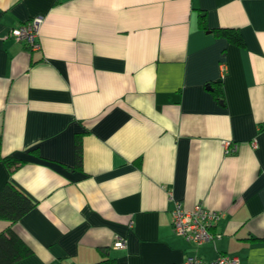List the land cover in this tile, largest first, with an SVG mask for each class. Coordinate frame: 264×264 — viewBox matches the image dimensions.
Wrapping results in <instances>:
<instances>
[{
  "label": "crops",
  "instance_id": "crops-1",
  "mask_svg": "<svg viewBox=\"0 0 264 264\" xmlns=\"http://www.w3.org/2000/svg\"><path fill=\"white\" fill-rule=\"evenodd\" d=\"M0 154L34 201L0 218L10 264H264V0H0ZM196 202L222 211L200 244L171 227Z\"/></svg>",
  "mask_w": 264,
  "mask_h": 264
},
{
  "label": "built area",
  "instance_id": "built-area-1",
  "mask_svg": "<svg viewBox=\"0 0 264 264\" xmlns=\"http://www.w3.org/2000/svg\"><path fill=\"white\" fill-rule=\"evenodd\" d=\"M41 16H35L30 20L10 28L9 35L19 41H23L28 49H35L39 46L36 39L38 25ZM225 150H231L227 142L224 143ZM222 211L204 207L200 202L194 203L190 209H184L176 204L171 210V227L174 232L182 235L185 239L195 244L208 241L220 234L212 230L215 223L221 217ZM124 239L119 238L113 242L115 247H123ZM182 264H238L234 256L224 254L218 255L212 260L205 261L198 256L188 255Z\"/></svg>",
  "mask_w": 264,
  "mask_h": 264
},
{
  "label": "trees",
  "instance_id": "trees-1",
  "mask_svg": "<svg viewBox=\"0 0 264 264\" xmlns=\"http://www.w3.org/2000/svg\"><path fill=\"white\" fill-rule=\"evenodd\" d=\"M217 34H224L237 43H241V38L235 28H218ZM0 158L7 166H17L23 159L0 154ZM80 147L77 142L75 145V160H80ZM34 201L24 192L10 182H5L0 189V218L13 222L21 215L33 207ZM30 253V249L23 245L21 240L9 230L0 231V264H10L13 261Z\"/></svg>",
  "mask_w": 264,
  "mask_h": 264
}]
</instances>
